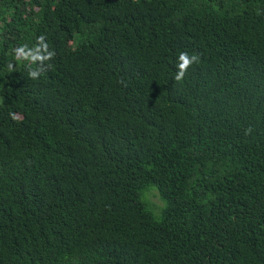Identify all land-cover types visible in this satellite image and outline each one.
Wrapping results in <instances>:
<instances>
[{"label": "trees", "instance_id": "16d2710c", "mask_svg": "<svg viewBox=\"0 0 264 264\" xmlns=\"http://www.w3.org/2000/svg\"><path fill=\"white\" fill-rule=\"evenodd\" d=\"M0 264H264V0H0Z\"/></svg>", "mask_w": 264, "mask_h": 264}, {"label": "clouds", "instance_id": "9594fccd", "mask_svg": "<svg viewBox=\"0 0 264 264\" xmlns=\"http://www.w3.org/2000/svg\"><path fill=\"white\" fill-rule=\"evenodd\" d=\"M45 38L43 36L38 38L37 46L29 48L28 45H22L14 50V58L17 61L28 62L29 64H37L39 62L40 65H44L46 61H51L54 56L55 52L50 51L48 45L45 44ZM200 62V58L197 54H189L187 52H180L178 59H177V71L174 76L175 81L180 82L182 81L188 70L194 65ZM47 67H51V65H47ZM9 71L14 70V65L9 63L8 65ZM46 69L44 67H37L34 70H29V77L33 80L38 79L41 74ZM13 118H15V114H12ZM251 128L247 129L245 134L248 135L251 133Z\"/></svg>", "mask_w": 264, "mask_h": 264}, {"label": "rangeland", "instance_id": "374dc122", "mask_svg": "<svg viewBox=\"0 0 264 264\" xmlns=\"http://www.w3.org/2000/svg\"><path fill=\"white\" fill-rule=\"evenodd\" d=\"M145 200L147 201V204L149 205L151 211L156 214L158 209L161 207V202L157 198L156 193L146 194Z\"/></svg>", "mask_w": 264, "mask_h": 264}]
</instances>
